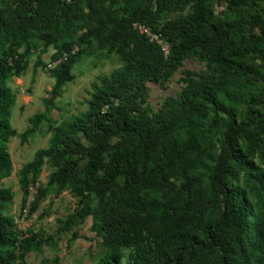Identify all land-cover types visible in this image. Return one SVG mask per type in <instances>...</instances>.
<instances>
[{
    "label": "trees",
    "instance_id": "16d2710c",
    "mask_svg": "<svg viewBox=\"0 0 264 264\" xmlns=\"http://www.w3.org/2000/svg\"><path fill=\"white\" fill-rule=\"evenodd\" d=\"M135 22L161 33L169 55ZM35 40V70L50 47L51 61L68 57L50 69L46 110L19 134L10 82ZM93 47L123 65L92 83L85 111L54 120L55 99ZM176 75L180 90L155 107L151 84L166 90ZM43 122L52 135L20 170L22 207L48 161L29 213L52 188L72 192L78 205L59 232L71 243L91 216L105 249L97 264H264V0H0V264H28L53 240L5 213L9 142L19 134L26 144Z\"/></svg>",
    "mask_w": 264,
    "mask_h": 264
},
{
    "label": "rangeland",
    "instance_id": "374dc122",
    "mask_svg": "<svg viewBox=\"0 0 264 264\" xmlns=\"http://www.w3.org/2000/svg\"><path fill=\"white\" fill-rule=\"evenodd\" d=\"M223 8L224 6H217V10ZM41 51L42 42L35 40L32 43L28 68L21 76L13 77L10 82L17 94L16 104L12 108L11 123L19 134L30 126L31 116L46 110V100L53 98L55 78L51 75L48 63L51 62L56 49L50 47L47 52L43 53L42 60L45 65L35 70L34 65ZM122 65V61L114 53L109 54L96 47L86 51L72 70L73 80L66 83L62 94L55 99L51 117L56 121H61L85 111L88 107L87 100L91 97L92 83L100 82L103 76L109 75ZM187 66L198 70L203 67L194 59L189 60ZM180 86L179 75L174 77L166 90L156 84H151V102L157 107L166 95L176 94ZM19 134L12 137L9 142L13 173L3 180V185L12 189L14 198L6 205L5 213L15 218L19 231H40L46 236L53 237L52 243L45 245L43 251L29 252L26 257L27 263L41 264L43 259H49L51 264H97L105 249L101 238L91 228V216L75 228L81 234L77 240L70 243L72 233L59 232L60 220L66 219L78 205L79 198L72 192L64 190L57 193L56 189L52 188L47 197L40 201L36 211L32 214L23 211L24 191L20 184V170L33 159L38 149L48 147L52 132L48 128V123L43 122L38 131L29 137L26 144L21 143ZM53 170L47 161L42 167L39 183L46 184ZM36 195L37 191L33 197L36 198Z\"/></svg>",
    "mask_w": 264,
    "mask_h": 264
},
{
    "label": "built area",
    "instance_id": "2783aa9c",
    "mask_svg": "<svg viewBox=\"0 0 264 264\" xmlns=\"http://www.w3.org/2000/svg\"><path fill=\"white\" fill-rule=\"evenodd\" d=\"M134 28L137 29L141 34L145 35L149 39L150 42L155 43L158 46H160V48H161V50L165 56L169 55L170 49H171V44L163 37V35L161 33L155 32L149 26L142 24V23H139V22L134 23ZM67 57H68V55L66 53H64L62 56H60L57 59H55L54 61H51L50 63H48V67L50 69H52V68L58 66L59 64L64 62L67 59ZM38 185L39 184L37 183V185L31 184L29 186L27 202H26V205L24 206V209H23V211L26 213H28L30 211L31 205L35 199L33 197V194L36 193Z\"/></svg>",
    "mask_w": 264,
    "mask_h": 264
}]
</instances>
